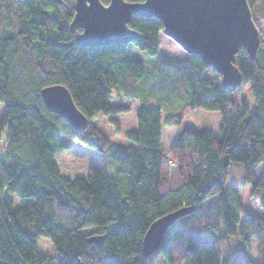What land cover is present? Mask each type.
<instances>
[{
  "label": "trees",
  "instance_id": "obj_1",
  "mask_svg": "<svg viewBox=\"0 0 264 264\" xmlns=\"http://www.w3.org/2000/svg\"><path fill=\"white\" fill-rule=\"evenodd\" d=\"M246 1L260 45L253 60L240 49L236 66L239 90L248 88L253 108L237 90L223 89L198 55L159 58L163 27L156 18L134 14L127 24L139 35L128 44L157 58L158 83L151 85L144 61L128 56L127 44H75L74 0H0V264H264V214L244 208L239 193L248 188L264 212V166L257 174L264 165V0ZM57 84L85 116L82 131L43 104L40 89ZM152 91L161 102L183 101L184 110L163 114L150 103ZM112 95L119 104L139 101L136 127L115 147L92 122L127 112L110 104ZM200 109L219 113L217 131L179 128L185 111ZM161 126L179 128L167 150ZM62 136L99 152L112 148L118 169L109 176L90 167L86 178L65 177L55 160L69 149ZM235 178L237 185L229 182ZM182 207L193 210L144 259L149 225ZM93 235H103V244L88 243ZM39 238L51 243L52 254L38 251Z\"/></svg>",
  "mask_w": 264,
  "mask_h": 264
},
{
  "label": "water",
  "instance_id": "obj_2",
  "mask_svg": "<svg viewBox=\"0 0 264 264\" xmlns=\"http://www.w3.org/2000/svg\"><path fill=\"white\" fill-rule=\"evenodd\" d=\"M73 9L69 31L74 35L75 44L83 47L134 41L139 35L127 26L134 14L158 19L162 33L187 55H198L220 76L222 88L230 93L242 83L236 66L238 51L244 49L253 60L260 45L259 31L246 0H143L139 3L109 0L107 6L99 0H74ZM39 94L46 109L59 115L72 129L79 132L85 128L86 118L76 108L66 87L47 86ZM192 210L193 207H182L154 220L142 239L143 258L150 257L166 230ZM86 241L100 246L104 236L93 235Z\"/></svg>",
  "mask_w": 264,
  "mask_h": 264
},
{
  "label": "rangeland",
  "instance_id": "obj_3",
  "mask_svg": "<svg viewBox=\"0 0 264 264\" xmlns=\"http://www.w3.org/2000/svg\"><path fill=\"white\" fill-rule=\"evenodd\" d=\"M127 54L131 58H136L144 61L145 70L147 73V78L149 84L154 85L158 83V78L154 75V72L157 68V58L149 57L145 53L138 51L132 44H127L126 46ZM188 55L170 38L165 36L162 32L160 33L159 38V50L158 57L166 59L168 61L184 60ZM238 99L245 98L248 104L253 108V102L251 96L248 92L247 87H239L237 89ZM157 95L154 91L150 93L149 100L150 103L159 106L163 114L169 112H177L183 107V101L179 100H162L158 101ZM112 106L121 105L127 109L126 113L111 115L108 117L102 115H95L92 118V122L99 128L106 136L110 142L111 147L121 145L125 143L124 134L132 130L135 127V110L137 109V100H126L121 104L118 103L114 95L110 100ZM0 115H1V106H0ZM219 113L215 111H206V110H193L185 111L184 118L180 125V129H210L213 131L218 130L219 126ZM115 124L118 127V133L115 131ZM179 128H176V136L178 134ZM168 136L163 138V149L171 145L172 142L168 144L165 143ZM176 138V137H175ZM169 141V140H168ZM174 141V140H173ZM59 142H64L69 144L68 150H63L60 153L56 154V163L61 174L69 179L74 178H86L87 171L90 167H101L105 170L107 175L112 176L114 172L118 169L117 165L110 157L112 148L108 151L99 152L92 147L79 143L67 136H62ZM264 165H261L257 169V174L259 175L262 171ZM239 166H232V175L233 177L237 176V169ZM241 174V171H240ZM239 174V176H240ZM237 176L236 178H238ZM230 179V183L237 185V180ZM240 198L244 208L249 210L254 215H262L264 212L259 206V203L256 199L250 196L249 189L244 188L239 190ZM14 201L15 206H17V199L14 196H11ZM217 200V196L212 197L210 200H207L205 205L208 206L212 202ZM235 241H233V244ZM253 253H255L254 243L250 242ZM37 249L43 255H50L53 253L54 249L51 243L45 238H39L37 240Z\"/></svg>",
  "mask_w": 264,
  "mask_h": 264
},
{
  "label": "crops",
  "instance_id": "obj_4",
  "mask_svg": "<svg viewBox=\"0 0 264 264\" xmlns=\"http://www.w3.org/2000/svg\"><path fill=\"white\" fill-rule=\"evenodd\" d=\"M159 38H160V35H159ZM138 106H139V104H137V108H138ZM135 127H136V123H135ZM175 131H176V128H169V127H166V126H161V128H160V134H161V147H162V149H163V142H164L163 141V138H164V136H168L169 137V138H167V140H166L165 143L168 144L169 142H173V140L176 137V132Z\"/></svg>",
  "mask_w": 264,
  "mask_h": 264
},
{
  "label": "built area",
  "instance_id": "obj_5",
  "mask_svg": "<svg viewBox=\"0 0 264 264\" xmlns=\"http://www.w3.org/2000/svg\"><path fill=\"white\" fill-rule=\"evenodd\" d=\"M168 154H166V156H167ZM168 163L170 164V165H172V163H171V161H168Z\"/></svg>",
  "mask_w": 264,
  "mask_h": 264
}]
</instances>
